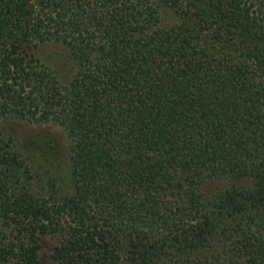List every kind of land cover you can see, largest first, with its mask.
<instances>
[{
  "label": "trees",
  "instance_id": "trees-1",
  "mask_svg": "<svg viewBox=\"0 0 264 264\" xmlns=\"http://www.w3.org/2000/svg\"><path fill=\"white\" fill-rule=\"evenodd\" d=\"M14 119L64 129L67 178ZM44 236L56 264H264V0H0V264Z\"/></svg>",
  "mask_w": 264,
  "mask_h": 264
},
{
  "label": "rangeland",
  "instance_id": "rangeland-1",
  "mask_svg": "<svg viewBox=\"0 0 264 264\" xmlns=\"http://www.w3.org/2000/svg\"><path fill=\"white\" fill-rule=\"evenodd\" d=\"M173 20L172 15L167 14L165 21ZM37 55L47 64L52 66L61 79L70 78L73 68L67 58V52L59 44L48 43L39 46ZM4 132L17 136L20 140H37L50 148L53 155L52 161L60 170L61 177H68V150L70 141L62 127L55 123L35 124L25 120L14 119L2 124ZM235 182L226 179L215 180L203 185L204 194L211 195L220 189H225ZM40 261L41 264H56L53 258L57 240L52 236H44L41 240Z\"/></svg>",
  "mask_w": 264,
  "mask_h": 264
}]
</instances>
